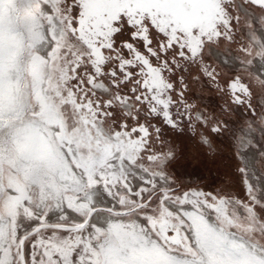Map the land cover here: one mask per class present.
<instances>
[{"label": "snow or ice", "instance_id": "obj_1", "mask_svg": "<svg viewBox=\"0 0 264 264\" xmlns=\"http://www.w3.org/2000/svg\"><path fill=\"white\" fill-rule=\"evenodd\" d=\"M257 109L243 198L173 174L168 130L215 151L227 117ZM253 160L264 0H0V264H264Z\"/></svg>", "mask_w": 264, "mask_h": 264}, {"label": "rangeland", "instance_id": "obj_2", "mask_svg": "<svg viewBox=\"0 0 264 264\" xmlns=\"http://www.w3.org/2000/svg\"><path fill=\"white\" fill-rule=\"evenodd\" d=\"M227 45L220 48H212L207 54L209 59L215 64H219L224 59V52ZM225 72L229 69L225 68ZM194 93L189 99L198 103L202 110L218 112L220 106L225 102V97L214 88L205 87L202 91L199 86H193ZM260 103L259 98L255 101ZM259 109L257 115L253 117L248 112H236L227 117L229 120V131L223 135L216 136L212 134V140L215 151H210L199 140V137L192 136L189 132H180L179 130H168L167 137L177 148V158L173 165V174L178 175L179 179L185 184H196L205 187L206 190L230 193L232 195L244 197V186L240 180V174L237 167L243 158L246 144H242L245 139L259 141ZM256 131L254 134L249 132V124H253ZM207 134V133H205ZM249 157H254L255 152L249 149ZM257 174L264 173V166L256 164L253 161ZM264 187V183L261 184Z\"/></svg>", "mask_w": 264, "mask_h": 264}]
</instances>
